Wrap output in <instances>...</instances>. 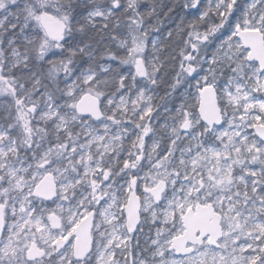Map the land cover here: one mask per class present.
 Masks as SVG:
<instances>
[{
    "label": "snow or ice",
    "instance_id": "6c2138e0",
    "mask_svg": "<svg viewBox=\"0 0 264 264\" xmlns=\"http://www.w3.org/2000/svg\"><path fill=\"white\" fill-rule=\"evenodd\" d=\"M0 264H264V0H0Z\"/></svg>",
    "mask_w": 264,
    "mask_h": 264
}]
</instances>
